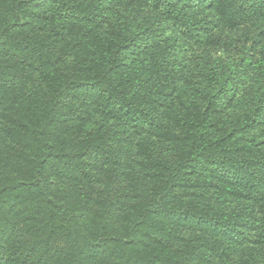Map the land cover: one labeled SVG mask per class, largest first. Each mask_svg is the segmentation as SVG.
Here are the masks:
<instances>
[{
	"label": "trees",
	"instance_id": "trees-1",
	"mask_svg": "<svg viewBox=\"0 0 264 264\" xmlns=\"http://www.w3.org/2000/svg\"><path fill=\"white\" fill-rule=\"evenodd\" d=\"M0 264H264V0H0Z\"/></svg>",
	"mask_w": 264,
	"mask_h": 264
},
{
	"label": "rangeland",
	"instance_id": "rangeland-1",
	"mask_svg": "<svg viewBox=\"0 0 264 264\" xmlns=\"http://www.w3.org/2000/svg\"><path fill=\"white\" fill-rule=\"evenodd\" d=\"M250 31L251 30L249 29L237 30L234 32H229L227 36L228 39L231 40L235 46H241L242 44L240 42L244 41L247 38L248 36L247 33H250ZM237 53H238L237 48H234L232 50V54H237Z\"/></svg>",
	"mask_w": 264,
	"mask_h": 264
}]
</instances>
